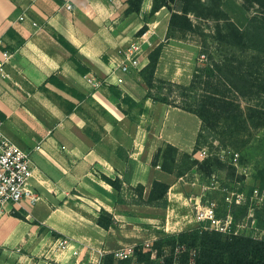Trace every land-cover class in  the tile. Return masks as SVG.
<instances>
[{"label": "crops", "instance_id": "1", "mask_svg": "<svg viewBox=\"0 0 264 264\" xmlns=\"http://www.w3.org/2000/svg\"><path fill=\"white\" fill-rule=\"evenodd\" d=\"M152 3L127 15V0H0V57L12 53L0 73V114L4 132L31 152L39 195L34 203L0 201V264H93L137 237H157L141 223L159 207L137 203L134 187L144 184L147 193L155 178L172 174L152 165L159 139L150 140L144 121L149 110L154 118L172 107L188 111L146 98L139 70L167 40L170 15L162 19V8L137 36ZM133 42L140 66L115 67ZM103 174L120 176L125 203ZM103 208L116 218L109 228L97 221Z\"/></svg>", "mask_w": 264, "mask_h": 264}, {"label": "trees", "instance_id": "2", "mask_svg": "<svg viewBox=\"0 0 264 264\" xmlns=\"http://www.w3.org/2000/svg\"><path fill=\"white\" fill-rule=\"evenodd\" d=\"M143 1L127 0L124 13L140 14ZM223 5L224 0H153L151 10L144 14L145 23L136 33L137 36L143 35L149 29L148 23L162 8L170 14L167 40L185 39L196 32L200 34L201 26L194 23L191 14L217 21L214 41L221 58L216 57L214 50H205L207 61L196 68L189 83L157 76L164 42L150 51L149 62L139 70L148 88L146 98L178 106L201 119L193 152L180 153L179 147L171 142H165L157 149L152 165H159L169 174L183 175L193 165L208 174L229 167L235 170L219 155L203 161L192 158V155L212 137L222 146L236 150L238 159L244 163L245 149L253 131L264 127V0H243L244 10L249 14L241 23ZM114 92L119 95L116 90ZM243 99L248 101L247 104H243ZM0 117L4 116L0 114ZM103 178L112 184L118 202L125 203L120 176L113 178L103 174ZM256 180L257 186L243 185L239 189L246 191L247 201L233 202L228 211L216 207L217 217L225 219L229 213L232 215L229 231L210 228L209 220L176 232L159 228L157 237L151 242L135 245L133 256L118 258L111 251L103 257L102 264H264V236L235 233L237 223L248 214V201L254 190L264 188V167L259 169ZM171 184L169 180L155 178L147 193L146 186L138 184L134 187L138 195L136 202L166 208ZM97 221L105 228L116 224L114 214L104 208ZM2 256L0 248V258Z\"/></svg>", "mask_w": 264, "mask_h": 264}, {"label": "rangeland", "instance_id": "3", "mask_svg": "<svg viewBox=\"0 0 264 264\" xmlns=\"http://www.w3.org/2000/svg\"><path fill=\"white\" fill-rule=\"evenodd\" d=\"M223 6L240 23L245 19L246 14H249L244 10L243 0H224ZM168 12L167 9H164L161 18H166ZM191 17L196 25L201 26L203 33L201 31L200 34L198 32L192 33L185 39L164 40V48L156 74L167 75L175 81L189 83L196 68L207 61L205 50H214L217 54L216 57L221 58L216 49L217 43L214 41L217 21L198 18L193 14ZM242 102L245 105L248 101L243 99ZM172 108L171 111L164 113L161 117H157V113L155 118L153 116L156 109L154 111L149 110L144 121V127L146 126L149 130L150 140L154 137L158 138V144L161 146L167 142L168 137L177 142L180 153L193 152L201 127V119L191 112L180 110L176 113V111H172ZM154 132L159 137L153 135ZM263 143L264 127L253 131L249 145L245 149V161L242 163L240 158L238 159L236 150L231 146H222L219 141L210 137L209 142L197 149L192 158L203 161L209 156L219 155L227 162L228 166H234L235 170L229 167L228 170L217 169L213 174H208L202 171L198 165H193L183 175H170L169 179L172 185L168 193L169 205L166 208L155 209L154 212L157 213L148 215L142 221L144 231L153 230L157 233V228L153 226V222H157L160 228L169 232L190 228L202 222L198 220L200 211H206L210 207H215V212L216 207L221 208L222 211H228L233 202L243 203V201H247L246 191H239V189L243 185H258L256 174L260 168L264 167ZM248 202V214L237 223L235 233L264 236V188H256ZM218 219L224 225V230H226V226L231 227L232 215L230 213L225 219L219 217ZM229 229L227 230L229 231ZM144 238L137 237L134 240L136 244L152 241H146Z\"/></svg>", "mask_w": 264, "mask_h": 264}, {"label": "built area", "instance_id": "4", "mask_svg": "<svg viewBox=\"0 0 264 264\" xmlns=\"http://www.w3.org/2000/svg\"><path fill=\"white\" fill-rule=\"evenodd\" d=\"M67 6L68 8L73 7L71 3H68ZM1 44L2 42L0 40V46ZM141 50V46L133 42L129 47L121 50L123 57L120 62H116L115 67H121L124 71H129L132 67L138 68L141 64L139 56ZM11 57L12 53L10 51H2V56L0 57V73L2 75L6 74L5 64ZM89 80L94 85H99L94 76H90ZM118 81L122 82L123 78L119 77ZM3 125L4 119L0 117V201L2 203L12 202L14 204H20L27 200L30 203H34L39 198V195L31 184L35 167L31 152L13 141L4 132ZM198 220L202 222L209 220L208 226L210 228L222 231L229 229L226 226V230H224V225H222L221 220L216 216L215 207H210L206 211H200L198 213ZM135 245H125L113 252L118 258H128L133 256ZM67 246L68 241L66 239L59 240V248L65 249ZM93 264H102V258L95 259Z\"/></svg>", "mask_w": 264, "mask_h": 264}]
</instances>
